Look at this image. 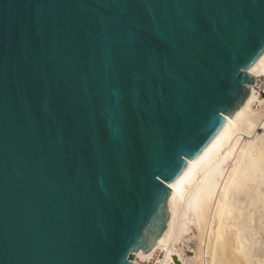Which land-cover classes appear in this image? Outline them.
Instances as JSON below:
<instances>
[{
	"label": "water",
	"instance_id": "water-1",
	"mask_svg": "<svg viewBox=\"0 0 264 264\" xmlns=\"http://www.w3.org/2000/svg\"><path fill=\"white\" fill-rule=\"evenodd\" d=\"M263 66L264 0H0V264L152 252Z\"/></svg>",
	"mask_w": 264,
	"mask_h": 264
},
{
	"label": "bare ground",
	"instance_id": "bare-ground-1",
	"mask_svg": "<svg viewBox=\"0 0 264 264\" xmlns=\"http://www.w3.org/2000/svg\"><path fill=\"white\" fill-rule=\"evenodd\" d=\"M248 74L255 80L264 78V66ZM171 190L166 231L152 252L135 254L132 264H138V259L144 264L153 260L157 251L163 253L157 264H174V258L181 264L196 260V264H264V99L253 85L224 133ZM184 195L198 228L205 222L213 225L206 237L207 241L212 237V242L204 241L197 250L176 245Z\"/></svg>",
	"mask_w": 264,
	"mask_h": 264
},
{
	"label": "rangeland",
	"instance_id": "rangeland-1",
	"mask_svg": "<svg viewBox=\"0 0 264 264\" xmlns=\"http://www.w3.org/2000/svg\"><path fill=\"white\" fill-rule=\"evenodd\" d=\"M260 79H263L264 80V78L263 77H260ZM263 98V97H262ZM264 99V98H263ZM237 131L236 130H234V133H236ZM258 132L259 133H261L262 131L261 130H259L258 129ZM222 150L223 149H221V152H222ZM187 195V194H186ZM186 195H184V197H181V199L180 200H182V204L183 205H181V207L183 208V210L182 211H180L181 212V214L180 215H182V216H179L180 218H179V230H181V231H179V235H178V237L176 238L177 240H176V242H177V244L176 245H179L180 243V245H182V243H183V245L182 246H184L185 244V249H191V250H197V249H199L198 247L200 246V247H202L203 246V243H204V241H206L205 243L206 244H208V243H210V242H212V237H211V239H210V237L208 238V241H207V239H206V237L208 236L207 234H210V233H208V231H210L212 228H213V225L211 226V227H209V224L207 223V222H205V226L203 225V227H201V228H198V226H200V224L199 223H197V220H196V216L193 214V212L191 211V209H190V207L188 206V203L187 204H185L186 202H187V196ZM186 198V199H185ZM180 203V204H181ZM186 206H188V207H186ZM190 209V210H188V209ZM183 211H184V213L187 215H185L184 213H183ZM189 211H191V212H189ZM179 212V213H180ZM183 213V214H182ZM184 215V216H183ZM182 217H184V218H182ZM182 218V219H181ZM198 225H197V224ZM208 225V226H207ZM207 226V228H205ZM180 227H181V229H180ZM208 227H209V229H208ZM206 230H205V229ZM211 228V229H210ZM199 229V230H198ZM200 229H203L202 231L200 230ZM208 230V231H207ZM205 231V232H204ZM262 231H264V229H262ZM199 232V233H198ZM207 232V233H206ZM201 233H203L202 235H200ZM204 233H205V235H204ZM262 234H263V232H261ZM197 236H198V240H197ZM201 236V237H200ZM211 236V235H210ZM203 237V238H202ZM191 238V239H190ZM199 238H200V241H199ZM188 239V240H187ZM194 239V240H193ZM203 239V240H202ZM186 240V241H185ZM197 240V241H196ZM211 240V241H210ZM189 243V245H187L188 243ZM197 242V243H196ZM202 243V244H201ZM201 244V245H200ZM199 245V246H198ZM197 246V247H196ZM196 248V249H195ZM162 255H163V253L161 252V251H157L156 253H155V255H154V257H153V260L152 261H149V262H147V263H145V264H157V260H159L161 257H162ZM137 262H138V264L141 262L139 259L137 260ZM196 263H199V260H198V262H197V260H196V262L194 263V264H196ZM140 264H142V263H140Z\"/></svg>",
	"mask_w": 264,
	"mask_h": 264
},
{
	"label": "built area",
	"instance_id": "built-area-1",
	"mask_svg": "<svg viewBox=\"0 0 264 264\" xmlns=\"http://www.w3.org/2000/svg\"><path fill=\"white\" fill-rule=\"evenodd\" d=\"M253 86L257 90H259L260 97H263L264 98V80L263 79H257V80H255V83H254ZM142 264H144V263H142Z\"/></svg>",
	"mask_w": 264,
	"mask_h": 264
}]
</instances>
